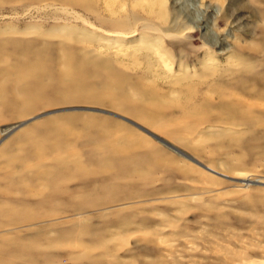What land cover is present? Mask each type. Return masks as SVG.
<instances>
[{
  "label": "rangeland",
  "instance_id": "1",
  "mask_svg": "<svg viewBox=\"0 0 264 264\" xmlns=\"http://www.w3.org/2000/svg\"><path fill=\"white\" fill-rule=\"evenodd\" d=\"M0 264H264V0H0Z\"/></svg>",
  "mask_w": 264,
  "mask_h": 264
},
{
  "label": "water",
  "instance_id": "2",
  "mask_svg": "<svg viewBox=\"0 0 264 264\" xmlns=\"http://www.w3.org/2000/svg\"><path fill=\"white\" fill-rule=\"evenodd\" d=\"M68 111H88V112H95V113H102V114H106V115H110V116H113V117H116V118H119V119H122L132 125H134L135 127H137L139 130H141L142 132L146 133L148 136L152 137L153 139H155L156 141L160 142L161 144L165 145L166 147L170 148L171 150H173L174 152L178 153L179 155L187 158L188 160L194 162L195 164L199 165L200 167L206 169L207 171L215 174V175H218L220 177H223L225 179H229L228 177L224 176V175H221L219 173H217L216 171H213L212 169L206 167L205 165H203L202 163H200L198 160H196L194 157L188 155L187 153L181 151L180 149L174 147L173 145H171L170 143H168L167 141H165L164 139H162L161 137L155 135L154 133L150 132L149 130L145 129L144 127L128 120V119H125L117 114H113L111 112H108V111H105V110H100V109H95V108H87V107H79V108H67V109H62V110H57V111H53V112H48L47 114H43V115H40V116H37L36 118L32 119V120H35V119H38V118H41L43 116H46V115H50V114H53V113H60V112H68ZM32 120L26 122V123H23V124H20V126H24L28 123H30ZM230 180H234L236 181L235 179H230ZM250 184H262V183H259V182H249Z\"/></svg>",
  "mask_w": 264,
  "mask_h": 264
},
{
  "label": "bare ground",
  "instance_id": "3",
  "mask_svg": "<svg viewBox=\"0 0 264 264\" xmlns=\"http://www.w3.org/2000/svg\"><path fill=\"white\" fill-rule=\"evenodd\" d=\"M101 110V109H100ZM106 111V110H105ZM109 112V111H108ZM112 113V112H111ZM47 114V113H46ZM102 114V113H101ZM114 114V113H113ZM106 115V114H105ZM47 116V115H46ZM124 118V117H123ZM126 119V118H125ZM129 120V119H128ZM131 121V120H130ZM133 122V121H132ZM135 123V122H134ZM137 124V123H136ZM19 127H21V126H16V127H14L9 133H11V132H13L14 130H16L17 128H19ZM8 133V134H9ZM172 145V144H171Z\"/></svg>",
  "mask_w": 264,
  "mask_h": 264
}]
</instances>
